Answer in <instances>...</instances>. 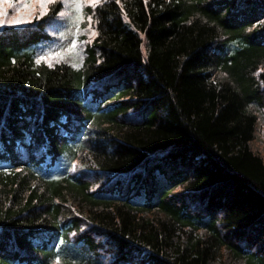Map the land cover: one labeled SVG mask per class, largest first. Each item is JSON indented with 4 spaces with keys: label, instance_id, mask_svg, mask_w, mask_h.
I'll use <instances>...</instances> for the list:
<instances>
[{
    "label": "trees",
    "instance_id": "obj_1",
    "mask_svg": "<svg viewBox=\"0 0 264 264\" xmlns=\"http://www.w3.org/2000/svg\"><path fill=\"white\" fill-rule=\"evenodd\" d=\"M60 9L0 26V264H264V0H99L36 63Z\"/></svg>",
    "mask_w": 264,
    "mask_h": 264
},
{
    "label": "rangeland",
    "instance_id": "obj_2",
    "mask_svg": "<svg viewBox=\"0 0 264 264\" xmlns=\"http://www.w3.org/2000/svg\"><path fill=\"white\" fill-rule=\"evenodd\" d=\"M59 7L61 8L56 13L55 17L51 20L48 24L46 29L49 31L50 34L54 36V43L47 47L43 53H39L35 57V62H45L48 64H52L59 61H67L71 62L72 64H77L82 61L84 48L86 43L91 41V38L94 34L93 28V21L92 19L89 20L91 17L89 14H86L84 8L87 5L85 3L83 6L82 14L83 20L79 22V28H77L76 21L74 19L75 13L69 8L67 9L68 15L60 16L59 13L65 12V5L63 0H57ZM18 5H15L12 9L8 10L7 16L3 17L6 21L14 20L17 16L15 8ZM38 15V10H37ZM21 18L23 19H32L31 15L22 14ZM27 23H20V24H5L4 26H19ZM142 50L144 51V44H142ZM38 57H45L44 59H40L38 61ZM255 128H254V136L253 139L250 141L249 145L250 148L257 153L262 161L264 162V113L258 111ZM223 261L225 259L226 264H243L242 260H232L231 257L228 255H224L223 253ZM52 264H57V259L53 261ZM59 264H63L59 260ZM77 264V263H72Z\"/></svg>",
    "mask_w": 264,
    "mask_h": 264
},
{
    "label": "snow or ice",
    "instance_id": "obj_3",
    "mask_svg": "<svg viewBox=\"0 0 264 264\" xmlns=\"http://www.w3.org/2000/svg\"><path fill=\"white\" fill-rule=\"evenodd\" d=\"M57 0H0V26H4L7 24H20V23H31V19H23L21 18L22 14L31 15L32 19H39L43 16L47 15L50 7L54 8ZM99 0H63L65 5V12L59 13L60 16L68 15L67 9H71L75 13V21L77 24V28H79V22L83 20V6L85 3L87 4H96ZM119 2V0H118ZM15 5V11L17 16L14 20L6 21L3 17L7 16L8 10L12 9ZM38 10V15H37ZM91 17H89V20ZM45 57H38V61L40 59H44ZM60 258L57 257V264H59Z\"/></svg>",
    "mask_w": 264,
    "mask_h": 264
}]
</instances>
